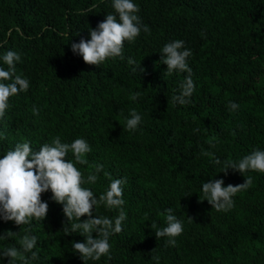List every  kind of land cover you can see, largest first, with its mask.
I'll return each mask as SVG.
<instances>
[{
    "label": "trees",
    "instance_id": "1",
    "mask_svg": "<svg viewBox=\"0 0 264 264\" xmlns=\"http://www.w3.org/2000/svg\"><path fill=\"white\" fill-rule=\"evenodd\" d=\"M134 3L142 22L139 37L125 42L124 59L97 67L86 64L71 44L90 40L89 28L114 13L112 0H0V56L7 50L20 54L16 74L30 81L27 92L10 98L0 119V157L25 141L36 151L56 136L69 143L84 138L91 152L88 164L77 167L85 179L103 165L98 181L85 187L98 198L109 185L105 173L126 181L123 230L110 236V258L88 264H264V174H246L253 185L233 197L235 206L226 213L212 210L198 195L201 182L213 178L225 186L244 183L239 172H222L223 161L264 150V0ZM176 39L192 52L187 62L195 91L185 105L168 99L179 94L188 74L164 75L167 65L159 63L162 47ZM129 58L136 63L130 65ZM0 66L8 68L2 61ZM136 92L141 96L133 101ZM229 102L239 109L230 111ZM131 109L142 116L134 132L122 126ZM68 159L74 161L71 153ZM51 195L43 194L49 204L44 221L17 226L0 219V235L20 231L0 239V250L19 247L17 240L27 233L37 237L33 250L39 253L30 264H84L71 243L85 237L64 233L63 206ZM169 208L184 228L174 247L167 237L157 240L150 226H164ZM93 215L114 219L119 210L100 206Z\"/></svg>",
    "mask_w": 264,
    "mask_h": 264
},
{
    "label": "clouds",
    "instance_id": "2",
    "mask_svg": "<svg viewBox=\"0 0 264 264\" xmlns=\"http://www.w3.org/2000/svg\"><path fill=\"white\" fill-rule=\"evenodd\" d=\"M112 7L114 13H108L96 28H89L90 40L81 39L79 43L71 44L72 51L82 56L88 65L99 67L108 59L116 57L124 59L125 42H134L141 33L142 22L138 15L140 9L134 0H112ZM143 31L150 32V29L143 25ZM161 53L163 55L159 63L167 65L164 75H171L174 72L188 74L180 84L179 94L168 99V104H188L195 91L192 69L187 62L192 55L191 50L185 48L183 40L176 39L166 43ZM0 61L8 66L7 70L0 66V119H3L10 98L21 91L27 92L30 81L16 74V62L21 61L20 54L7 50L0 56ZM128 63L133 65L136 62L129 58ZM140 96L141 93L136 92L130 95V99L136 101ZM227 107L230 111H236L239 104L229 102ZM38 111L33 107L34 114H38ZM141 122L142 116L136 109H131L122 126L124 130L134 132ZM194 131L198 132L199 129ZM90 152L91 147L84 138H76L69 143L62 142L59 136L54 137L51 143L41 145L36 151H33L27 141L7 150L0 157V219L5 222L12 221L17 226L31 224L34 220L44 221L49 212V204L43 200V194L50 191L51 199L63 206V213L67 218L63 227L64 233L66 235L79 233L85 237V242L71 243L73 252L80 254L84 264H88L90 260L99 261L103 256L110 258V236L123 230L122 222L127 218L123 210L125 204L123 185L126 181L121 178L112 179L109 173H105L109 178V185L97 198L93 190L85 187V184H95L98 181L103 165H95L86 179L84 173L77 167V164H88L86 155ZM69 153L72 154L74 161L68 159ZM202 155L207 156L210 153L203 151ZM214 162L217 165L221 164L218 158ZM229 169L245 176V182L235 186L232 184L225 186L223 179L215 178L201 182L202 195L198 194L199 201L206 200L216 212H229L235 206L233 197L253 185V177L246 175L247 173L264 174V150L256 148L238 160H224L222 172L227 174ZM100 206L108 210L118 209L119 215L114 219L93 215V210ZM165 212L164 226L158 227L155 222H151L150 226L157 240L167 237L166 243L174 247L176 238L183 234V222L171 208ZM84 216L88 219L81 222V217ZM19 232L7 230L0 235V239H11ZM93 233H97L95 238ZM17 243L19 247L11 245L0 250V259L8 258V264L17 262L30 264L39 258V253L33 250L37 245L36 236L26 233L17 240ZM154 259L158 260V257Z\"/></svg>",
    "mask_w": 264,
    "mask_h": 264
}]
</instances>
